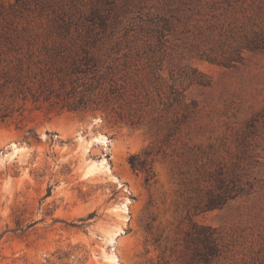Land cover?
<instances>
[{
    "label": "rangeland",
    "instance_id": "374dc122",
    "mask_svg": "<svg viewBox=\"0 0 264 264\" xmlns=\"http://www.w3.org/2000/svg\"><path fill=\"white\" fill-rule=\"evenodd\" d=\"M34 10L0 34H46ZM100 37L140 83L134 125L24 102L0 62V264H156L191 220L220 264H264V0H121ZM143 151L151 184L127 161Z\"/></svg>",
    "mask_w": 264,
    "mask_h": 264
},
{
    "label": "trees",
    "instance_id": "16d2710c",
    "mask_svg": "<svg viewBox=\"0 0 264 264\" xmlns=\"http://www.w3.org/2000/svg\"><path fill=\"white\" fill-rule=\"evenodd\" d=\"M119 1L14 0L11 13L0 10V17L6 19L35 7V20H46L52 28L40 37L14 27L0 34L5 43L0 49V62L5 63L2 86L24 102L47 104L49 112L101 113L134 125L124 110L131 109L141 95L140 83L133 82L127 61L123 69L106 64L102 51L94 48ZM6 117L0 114V123ZM149 155L143 151L127 160L132 170L144 173L146 184L155 178ZM190 227L192 233L169 248V258L162 252L156 264H220L223 246L216 229L192 220Z\"/></svg>",
    "mask_w": 264,
    "mask_h": 264
},
{
    "label": "water",
    "instance_id": "95a60500",
    "mask_svg": "<svg viewBox=\"0 0 264 264\" xmlns=\"http://www.w3.org/2000/svg\"><path fill=\"white\" fill-rule=\"evenodd\" d=\"M95 120H100V118L97 117V118H95V119H92V121H95ZM43 129H44V132H43V131L40 132V133H39V137H43V136L45 135V132H47V130H46V129H47V126L44 127ZM11 145H12V144L10 143V144H9V148H10Z\"/></svg>",
    "mask_w": 264,
    "mask_h": 264
},
{
    "label": "bare ground",
    "instance_id": "6f19581e",
    "mask_svg": "<svg viewBox=\"0 0 264 264\" xmlns=\"http://www.w3.org/2000/svg\"><path fill=\"white\" fill-rule=\"evenodd\" d=\"M11 147V146H10Z\"/></svg>",
    "mask_w": 264,
    "mask_h": 264
}]
</instances>
